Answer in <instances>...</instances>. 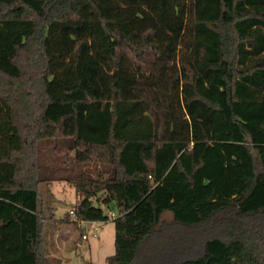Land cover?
Instances as JSON below:
<instances>
[{
	"label": "trees",
	"instance_id": "obj_1",
	"mask_svg": "<svg viewBox=\"0 0 264 264\" xmlns=\"http://www.w3.org/2000/svg\"><path fill=\"white\" fill-rule=\"evenodd\" d=\"M115 1L0 0V264H51L31 244L53 181L114 221L105 264H264V0H190L179 59ZM213 220L225 235L187 253L175 234Z\"/></svg>",
	"mask_w": 264,
	"mask_h": 264
},
{
	"label": "rangeland",
	"instance_id": "obj_2",
	"mask_svg": "<svg viewBox=\"0 0 264 264\" xmlns=\"http://www.w3.org/2000/svg\"><path fill=\"white\" fill-rule=\"evenodd\" d=\"M115 4L119 27L123 28L125 33L131 34L135 27L153 26L159 35L175 41L177 59L190 55L193 21L190 0H169L162 13L155 8L153 0H116ZM53 161L50 155L43 159L46 163ZM60 184L67 186L66 190L62 191ZM39 189L40 202L45 208L47 218L46 229L41 240L32 241L31 250L46 256L51 264H105L106 258L115 252L114 221L109 219L87 223L85 229L89 232V238L83 239L82 230L75 222L67 219L69 210L78 199L76 190L64 181H53L50 184L42 182ZM218 222L213 220L201 226L189 227L185 229L189 231L178 232L175 236L186 248L187 253L197 255L201 253L205 240L213 236L225 235L226 229L223 223L218 224ZM98 226L99 233L93 235V228ZM169 227H173L174 230L183 229L182 226L177 227L171 212H165L159 228L165 230ZM162 242L160 241L159 244Z\"/></svg>",
	"mask_w": 264,
	"mask_h": 264
},
{
	"label": "built area",
	"instance_id": "obj_3",
	"mask_svg": "<svg viewBox=\"0 0 264 264\" xmlns=\"http://www.w3.org/2000/svg\"><path fill=\"white\" fill-rule=\"evenodd\" d=\"M116 211H111L110 216L115 217L116 216ZM68 215L70 216V219L72 222H75V224L82 230V238L83 239H88L89 238V232H86L85 226L87 223H93L90 221L85 220L83 217L78 216L74 208L70 209L68 212ZM100 231V227H95L92 230L93 235H97Z\"/></svg>",
	"mask_w": 264,
	"mask_h": 264
},
{
	"label": "crops",
	"instance_id": "obj_4",
	"mask_svg": "<svg viewBox=\"0 0 264 264\" xmlns=\"http://www.w3.org/2000/svg\"><path fill=\"white\" fill-rule=\"evenodd\" d=\"M58 183H60V182H58ZM61 186H60V189L62 190V191H64V190H66V188H67V186H64L63 184H60ZM68 185V184H67ZM70 186V185H69ZM111 211H116V204L113 202L112 204H111ZM117 212V211H116Z\"/></svg>",
	"mask_w": 264,
	"mask_h": 264
},
{
	"label": "water",
	"instance_id": "obj_5",
	"mask_svg": "<svg viewBox=\"0 0 264 264\" xmlns=\"http://www.w3.org/2000/svg\"><path fill=\"white\" fill-rule=\"evenodd\" d=\"M95 205L98 206V202H96Z\"/></svg>",
	"mask_w": 264,
	"mask_h": 264
}]
</instances>
